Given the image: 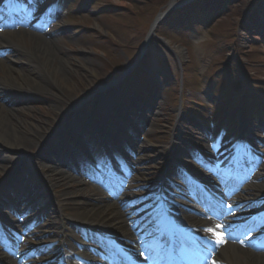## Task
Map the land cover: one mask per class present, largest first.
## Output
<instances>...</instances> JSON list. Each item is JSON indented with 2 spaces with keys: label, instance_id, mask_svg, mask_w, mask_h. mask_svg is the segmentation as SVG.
Instances as JSON below:
<instances>
[{
  "label": "rangeland",
  "instance_id": "rangeland-1",
  "mask_svg": "<svg viewBox=\"0 0 264 264\" xmlns=\"http://www.w3.org/2000/svg\"><path fill=\"white\" fill-rule=\"evenodd\" d=\"M13 1L29 5L24 9L23 18L28 21L33 18L28 22L35 26L32 30L47 32L56 40L54 44L67 62L69 73L64 78L68 84L64 87L71 98L60 104L54 115L48 109L45 96L23 95L25 104L21 105L19 117L24 118V128L33 129V125L40 123L51 127V131L57 130V136H53V141L41 137L23 151L0 146V158L6 157L12 162L0 170V203L16 205L19 214L25 205H34V210L29 212L33 221L27 218L29 213L23 217L0 218L1 223L11 229L10 219L22 220L12 229L17 232L12 236L17 238L20 233L22 236L27 234L26 249L32 250V245L36 244H50V233L47 232L54 225L57 234L74 230L76 237L72 244L78 254L86 251L93 255L95 252L81 240L82 231L73 219L76 207L90 202V192L85 189L82 196L75 198L76 202L62 204L64 193L81 192V187L92 182L72 174L62 163L56 166L55 173H59L67 184L65 187L49 185L50 180L42 175L41 164L49 163L56 155L75 152L73 164L98 173L97 170L104 166L103 158H99V147L107 151L112 150V146L121 148L123 153L121 159L117 158L116 168H122L123 163L124 170L126 163H131L133 171L128 175L123 173L119 199L144 194V189L139 188L147 187L148 182L160 177L164 169L170 178L179 179V184H183L185 178L175 165L188 162L189 153L199 154L197 162L210 166L213 178L219 182L223 173L229 174L234 169L232 147L240 139L247 140L249 147L252 142H260L258 148L262 151L257 155L256 163L249 165L245 160L242 166L251 169L256 164L258 169H264V131L258 124L261 115L264 117V0ZM200 1L202 6H197ZM170 2L175 9L154 26L140 59V45L155 14L164 11ZM253 7L259 9L261 18L250 21L247 18ZM193 9L196 11L192 13ZM245 9L247 18L244 21ZM0 17V42H8L10 37L2 34L10 29L7 36L14 35L13 27L17 25L3 24L8 16ZM28 40L23 38L19 44L25 47ZM175 48L182 51L180 55L174 52ZM24 55V50L13 54L12 65L17 67L25 63ZM5 70L0 66L1 75ZM139 79L146 88H151L143 89ZM110 82L113 86L106 89L105 85ZM90 89L93 93L85 102L79 99ZM150 89L153 90L147 92ZM241 106L242 120L237 118ZM86 120L89 124H84ZM241 125L242 131L238 128ZM34 129L39 134L43 131ZM221 131L231 134L232 139L221 144L219 136L222 135H218ZM22 132L27 135L26 129ZM92 136L95 140H91ZM201 138H206V148L213 154L207 156L212 159L206 157L203 150L193 151ZM26 169L32 173L24 174ZM77 179L84 186L75 182ZM130 183H135V187ZM226 183L224 180L221 184L225 186ZM22 184L27 189V196H21L26 200L19 204L10 194ZM97 190L101 196L108 197V193L103 195L100 187ZM58 195L62 197L55 198ZM143 201H137L138 208H142ZM115 203L116 209H123L119 201ZM178 208L184 210L181 206ZM62 218L66 228L60 225ZM36 252H31V259L37 260L40 254L44 255V252ZM80 261L77 259L76 263L80 264Z\"/></svg>",
  "mask_w": 264,
  "mask_h": 264
},
{
  "label": "bare ground",
  "instance_id": "bare-ground-1",
  "mask_svg": "<svg viewBox=\"0 0 264 264\" xmlns=\"http://www.w3.org/2000/svg\"><path fill=\"white\" fill-rule=\"evenodd\" d=\"M26 27L31 28V26ZM10 32L11 31L2 34L6 38L10 37V41L0 42V66L6 68L3 75L0 74V146L23 151L29 148L31 145H35V143L41 137H45L44 139L53 141L52 138L54 135L57 136V133L55 132L58 131H51V127H44L40 123L33 125L36 129L38 128L39 130H43L42 132L40 131V134L38 130L34 129V127L33 129L24 128V118L19 117V110L22 109L21 105L25 104V101L23 102L21 97L29 93H37L41 96H45L48 100V109L52 111L54 115H56L59 109L58 106L71 100L64 87L66 84H68L67 79L64 77L65 75L67 76L69 72L66 68L67 62L60 55L58 47L54 44L56 40L50 36L49 33H40L27 29L20 30L18 28L17 31H15L16 33H14L16 37H12L14 35L7 36ZM23 38L29 39L27 43L28 45L25 47L19 44V42L23 41ZM18 49L20 51L24 50L25 63L14 67V65L11 63L14 58L12 59L11 56L17 52H20ZM174 50H177V48ZM178 53L181 54V51L178 50ZM92 93V89L85 91L83 93V97H80L79 99L85 102ZM76 106L78 107L79 105ZM86 122L89 124V121L87 120L84 122V124ZM24 129H26L27 135L22 132ZM48 129L49 133L47 134ZM76 144L77 142H75V145ZM75 155L77 154L66 153L56 155L53 159H50L49 163L41 164V169L43 171L42 175L44 176V179L47 177L50 180L49 185L65 187L64 185L67 183L61 176H59V173H55V168L57 165L67 163L70 160L72 161L75 158ZM10 163H12L11 160L6 157L0 158V170L3 171V169L7 168ZM31 173L32 172L29 169L24 170V174L26 175ZM75 182L79 183L81 186H84L82 181L79 179H77ZM21 186L18 187L13 194H10L12 199L16 202L18 201L19 203H21L23 200H26L21 199V196H27V189H25L24 184ZM85 189L90 192L89 195L92 197H89L91 198L89 203L87 202L83 205H78V207L75 209L76 211L74 212L73 219H76L78 226L90 227L98 231L107 230L110 233H113V235L116 237L120 238L124 244L130 246L128 242H132L135 239L131 236L128 228V209H116V203L106 200L104 196L100 195V192L97 190V188L86 185L84 188L81 187V192L74 190L70 193H64V200L62 204L65 203V205H68L70 202H76L75 198L82 196V191H85ZM263 190L264 189H261L259 191V195H257L255 198H240V200L235 203L237 205L235 209L239 210L241 207L246 206L252 201H255V205H264ZM57 197H62V195H58L55 198ZM223 200L229 203V205H231L233 202L232 199L228 198L227 193H225ZM241 200L243 202L240 205L237 204ZM9 205V208L13 207V204L11 205L10 203ZM225 205L226 204H224V206ZM26 209L27 214L34 210V205L30 207L27 206L25 207V210ZM226 210L224 209V211ZM37 219L35 222L38 221ZM60 225L62 228H66L64 219L61 221ZM50 226H48V228ZM54 228L55 226L53 225V227L47 232L50 233L49 240L61 243L60 248L66 247L65 252L67 254L73 256L76 253L77 255L78 252H76L72 244L76 237L74 230H71L67 234L63 233L61 235L57 234L56 231H54ZM80 236L82 237V234ZM91 240L92 238L87 239L85 242L89 243ZM40 247L41 246H38L36 249H39ZM255 248L256 246L250 243L228 242L224 248L220 249L218 255L216 256V260L219 259L221 264H264V252H255L252 250ZM0 254L2 255V253ZM1 255L0 264H25L17 263L14 258L13 259L15 261L8 258L3 259ZM81 255L86 258L87 263L89 264H97V262L102 263V261H100L98 258L95 259L93 256L95 254L90 256L86 251H82L79 256ZM68 256L65 258V260H68ZM1 261L3 263H1ZM37 264H44V262L39 261Z\"/></svg>",
  "mask_w": 264,
  "mask_h": 264
},
{
  "label": "water",
  "instance_id": "water-1",
  "mask_svg": "<svg viewBox=\"0 0 264 264\" xmlns=\"http://www.w3.org/2000/svg\"><path fill=\"white\" fill-rule=\"evenodd\" d=\"M170 10H173V7H169L167 8L164 12H162L161 14H159L155 19L154 21L152 22L151 24V28H150V31L147 33L145 39L142 41L141 45H140V51H141V54H143L147 44L149 43V37H150V34L152 33V29L154 28L155 24L158 22V20L160 19L161 16L165 15L168 11Z\"/></svg>",
  "mask_w": 264,
  "mask_h": 264
},
{
  "label": "snow or ice",
  "instance_id": "snow-or-ice-1",
  "mask_svg": "<svg viewBox=\"0 0 264 264\" xmlns=\"http://www.w3.org/2000/svg\"><path fill=\"white\" fill-rule=\"evenodd\" d=\"M12 2V0H3V3H5V4H9V3H11ZM232 208V205H228V209L230 210ZM217 227H228L227 225H218ZM159 229H157V231H158ZM207 231L208 232H211L212 231V229L211 228H209V229H207ZM149 235L151 236V235H153V233H149ZM223 241H221V243H222Z\"/></svg>",
  "mask_w": 264,
  "mask_h": 264
},
{
  "label": "trees",
  "instance_id": "trees-1",
  "mask_svg": "<svg viewBox=\"0 0 264 264\" xmlns=\"http://www.w3.org/2000/svg\"><path fill=\"white\" fill-rule=\"evenodd\" d=\"M257 13H256V11L254 10L253 12H252V14L249 16V19H250V21H253L254 20V15H256Z\"/></svg>",
  "mask_w": 264,
  "mask_h": 264
}]
</instances>
